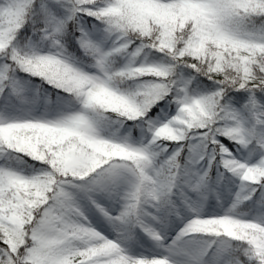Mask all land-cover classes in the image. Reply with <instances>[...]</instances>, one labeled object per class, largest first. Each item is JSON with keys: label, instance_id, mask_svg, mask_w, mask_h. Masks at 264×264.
<instances>
[{"label": "snow or ice", "instance_id": "1", "mask_svg": "<svg viewBox=\"0 0 264 264\" xmlns=\"http://www.w3.org/2000/svg\"><path fill=\"white\" fill-rule=\"evenodd\" d=\"M0 264H264V0H0Z\"/></svg>", "mask_w": 264, "mask_h": 264}]
</instances>
